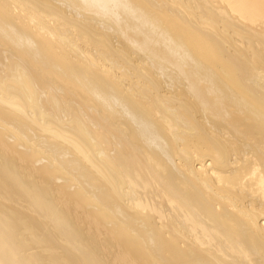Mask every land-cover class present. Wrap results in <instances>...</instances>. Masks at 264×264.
Wrapping results in <instances>:
<instances>
[{
  "label": "bare ground",
  "instance_id": "1",
  "mask_svg": "<svg viewBox=\"0 0 264 264\" xmlns=\"http://www.w3.org/2000/svg\"><path fill=\"white\" fill-rule=\"evenodd\" d=\"M0 168L44 264H264V0H0Z\"/></svg>",
  "mask_w": 264,
  "mask_h": 264
},
{
  "label": "water",
  "instance_id": "2",
  "mask_svg": "<svg viewBox=\"0 0 264 264\" xmlns=\"http://www.w3.org/2000/svg\"><path fill=\"white\" fill-rule=\"evenodd\" d=\"M5 146H9L8 144H3ZM26 163V162H25ZM0 168V186H3L2 189H0V192L5 195L11 202V200L15 197H23L28 200L29 194L31 193L30 189H24V188H18L16 187V182H17V177H13L11 174L9 175V180L6 178L4 173L2 172ZM5 185H8L9 189L7 190L5 188ZM7 195V196H6ZM8 204L10 206L14 205L12 203ZM9 207L7 212H16L18 213V217L15 218V220H8L10 223L5 222V216L6 213L5 211L0 210V252H8L9 256L7 257L13 260H16L15 262H22V264H44V259L40 257H34L33 254H27L26 252L29 250L27 247H29L30 242L28 240L23 239L24 236L20 235V232H17V226H20V223L24 222L27 226L29 224H34L35 220L33 217H31V213H28L23 210H17L14 209L13 207ZM21 217V219H19ZM30 219L32 220L33 223H30ZM2 222V223H1ZM36 222L41 223V221L36 219ZM35 222V223H36ZM23 224V223H22ZM9 226V227H7ZM27 249V250H26ZM46 249V248H45ZM40 250V249H39ZM42 251V250H40ZM39 251V252H40ZM47 251V250H46ZM47 251L46 253H48ZM45 254V253H43ZM41 254V255H43ZM5 264H13L11 262H8L6 258L1 259Z\"/></svg>",
  "mask_w": 264,
  "mask_h": 264
},
{
  "label": "rangeland",
  "instance_id": "3",
  "mask_svg": "<svg viewBox=\"0 0 264 264\" xmlns=\"http://www.w3.org/2000/svg\"><path fill=\"white\" fill-rule=\"evenodd\" d=\"M2 156H6V157H9L10 155H11V153H7V152H5L4 150H2V154H1ZM16 165H17V167L19 168V171L20 172H22V173H24V174H27V172L30 170V167H31V164L30 163H25V164H23V163H21V162H18V161H16ZM33 177H34V174H33ZM35 182H37L38 183V181H37V179H35L34 180ZM8 202L9 203H12V204H14V205H12V206H10L9 204H8ZM0 203H2V204H4V205H6V207H8V206H10V207H13L14 209H17V210H23V211H26V212H28V213H31V216H36L34 213H32V211L20 200V199H13V200H11V202L9 201V199H5V201H3V199L0 197ZM1 205V204H0ZM3 205V206H4ZM2 206V205H1ZM11 213V212H10ZM37 219L38 220H43V219H41V217L40 216H38L37 215ZM41 228V227H40ZM56 239V238H55ZM54 239V240H55ZM57 240V239H56ZM55 240V241H56ZM52 242H53V238H52V240H51ZM57 242V241H56ZM56 242H53L54 243V245H55V248H54V250H57V252L58 253H60L61 252V249H59V243H56ZM58 244V245H57ZM42 246H43V244H42ZM29 251V250H28ZM27 251V254H30V253H35V252H37V253H39V249L37 248V249H31L29 252ZM42 252V251H41ZM40 252V253H41ZM56 252V253H57ZM43 254V253H42ZM42 256V255H41ZM40 256V257H41Z\"/></svg>",
  "mask_w": 264,
  "mask_h": 264
}]
</instances>
